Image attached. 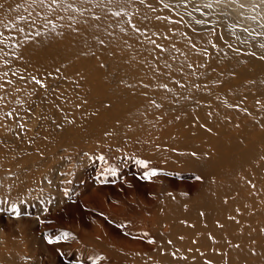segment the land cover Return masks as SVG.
I'll return each mask as SVG.
<instances>
[{"label": "rangeland", "instance_id": "rangeland-1", "mask_svg": "<svg viewBox=\"0 0 264 264\" xmlns=\"http://www.w3.org/2000/svg\"><path fill=\"white\" fill-rule=\"evenodd\" d=\"M145 1L196 45L197 64L173 68L187 82L174 93L170 80L159 96L128 90L137 64L110 56L106 35L80 45L86 32L46 25L42 4L0 0V264H198L179 253L175 229L210 202L211 158L236 152L190 112L198 100L205 111L219 101L211 113L229 132L237 119L244 131L264 130L254 121L264 112L248 114L253 87L241 94V71L264 63V0ZM98 53L110 81L86 73ZM226 214L233 233L259 229L238 230L247 214Z\"/></svg>", "mask_w": 264, "mask_h": 264}, {"label": "bare ground", "instance_id": "bare-ground-1", "mask_svg": "<svg viewBox=\"0 0 264 264\" xmlns=\"http://www.w3.org/2000/svg\"><path fill=\"white\" fill-rule=\"evenodd\" d=\"M29 1L31 4L32 2H36L43 5L44 10L41 13H39V10L37 14L42 16L46 25L48 24L51 28L52 26L68 27L72 28L71 31L79 34L81 31H85V37L82 35V38H79L80 45L81 42L84 43V41H87L90 33L95 32V34L106 35L107 39H104L103 42L107 40V42L112 43L109 47V51L112 54L110 56L117 57L121 60V63L132 61L137 64L133 67L137 70L133 76L135 80H132L130 86H128V90L130 91H139L140 87L143 86V89L147 87L146 91L150 92V94L152 92L156 94V96H159L165 89V80H170L173 86L168 90L174 93L176 88H183L187 82L186 80L178 79V77L182 76L177 75L173 68L183 71L184 66H181L179 63H183L184 61H188L193 65L197 64L193 58L194 55H192L195 50L194 46H196L191 43L192 39L188 41L186 39L187 37L185 38L184 35L174 27V24H164V22L158 20L150 11H147L148 9L146 7H149V2L144 5V2H146L145 0ZM33 10L34 8H32V12ZM34 13H36V11H34ZM62 40L63 38L60 39V41ZM102 53H98L97 56H100L99 58L91 59V62H86V64L89 65V71L87 69L86 73L90 74L98 70L101 72V80L110 81V78L106 75L104 70L105 65H102V62H100L103 61L101 57ZM84 61L85 60H82L81 63ZM215 62L216 61L211 62L212 66L216 64ZM221 62L226 61L222 58ZM230 68L231 67H229V69ZM246 68V72L241 71V76L246 78L244 83L248 85V87L245 89L241 88L242 92H240L244 96L246 89L253 87L258 101L255 102V106L253 104L254 111H249L248 114L250 117L255 118L256 114L264 112V63L259 62L257 70H255L252 75H247L250 68ZM218 70L221 69H217V71ZM94 76L96 77V75ZM248 77L251 79L248 80ZM235 81H237V79H235ZM236 87L240 88L237 85ZM215 89L218 90V87H215ZM201 91L205 92L207 98L210 97H208V95H213L208 89L202 88ZM182 94L184 95V93ZM193 95H196V92H193ZM212 98L218 100L215 97ZM185 99L193 100L190 97H185ZM242 101H244V99ZM218 103L221 102L217 101L215 104L212 102V110L205 111L203 110L204 103L199 100L196 101L194 108L191 109L190 112L192 121L194 123L204 122L207 128L215 131L217 137L220 139L221 146L227 145V149L230 150V153H236L228 157L220 155L217 157L215 154V156L211 158V163H209V165L211 164L210 168L213 173L209 189V194L212 196L210 197L211 200L206 204L207 206L204 205L205 212L200 210L199 213H190L186 216L194 218L196 222L189 224L187 223L188 221H183L185 223L179 224L175 229L177 231L175 238L179 246L178 251L181 255H192L198 264H264V130L258 132L244 131L240 129L238 125V121H241V119L238 120L236 118V125L229 132L226 126L228 124L222 120L218 122L215 121L214 114L211 113L217 110L215 106ZM248 103L250 104V102ZM230 107L231 106H229V108ZM207 114H209V116H207ZM240 117L242 118V116ZM186 118H190V116L188 115ZM254 121L257 122H255L256 124L261 123L264 125V117ZM229 133L230 135L228 136L227 134ZM238 135L240 139L231 140V136L236 137ZM260 137L261 140H259ZM249 141H251L252 144H249ZM241 143L244 148L240 152L237 151V145ZM229 164H233V166ZM251 165L257 166L253 168ZM258 167L260 171H257ZM242 171L243 173H241ZM238 174L240 175V179L237 178L238 183L236 185V175ZM232 191L233 196H231ZM244 195L248 197L247 202L243 201ZM226 213L233 214L237 220L244 218L247 214L245 219L246 221L249 219V222L238 221V230H240L243 225L247 227L259 225V229L256 231H240V233H233L232 227L236 221L234 222L233 220L232 222L230 217H226ZM261 218H263V220ZM260 225H262V227ZM182 258L187 259V257ZM182 258L180 260H182Z\"/></svg>", "mask_w": 264, "mask_h": 264}]
</instances>
